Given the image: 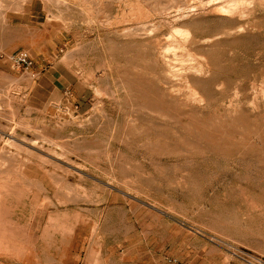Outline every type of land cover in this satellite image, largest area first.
Returning <instances> with one entry per match:
<instances>
[{"label": "rangeland", "instance_id": "obj_1", "mask_svg": "<svg viewBox=\"0 0 264 264\" xmlns=\"http://www.w3.org/2000/svg\"><path fill=\"white\" fill-rule=\"evenodd\" d=\"M122 1L0 0V263L264 264V0Z\"/></svg>", "mask_w": 264, "mask_h": 264}, {"label": "bare ground", "instance_id": "obj_2", "mask_svg": "<svg viewBox=\"0 0 264 264\" xmlns=\"http://www.w3.org/2000/svg\"><path fill=\"white\" fill-rule=\"evenodd\" d=\"M84 1H85V0H84ZM95 1H96V0H95ZM120 1H121V0H120ZM123 1H124V0H123ZM123 1H122V2H123ZM147 1H149V0H147ZM154 1H155V0H153V3H154ZM168 1H169V0H168ZM172 1L176 3V0H175V1L172 0ZM180 1H181V0H180ZM180 1L177 0V2H180ZM184 1H185V0H184ZM184 1H181V2H180V5H181V3H183ZM199 1H200V4L203 5V3L201 2V0H199ZM216 1H217V0H216ZM219 1H220V0H219ZM240 1H241V0H240ZM242 1H245V0H242ZM255 1L258 2L257 0H255ZM122 2H121V3H122ZM136 2H137V0H136ZM139 2H140V1H139ZM141 2H142V1H141ZM149 2H150V1H149ZM157 2H158V1H157ZM164 2H167V1H163V2H162L163 4L160 3V1H159L158 3H160V4L162 5V8L165 9L166 7H164V6H167L168 4L165 5ZM169 2H170V1H169ZM185 2H186V1H185ZM203 2H204V1H203ZM206 2H207V1H206ZM210 2H211V1H210ZM214 2H215V1H214ZM252 2L254 3V1H252ZM262 2H263V1H262ZM100 3H101V2H100ZM100 3H98V4H100ZM123 3H124V2H123ZM126 3H127V2H126V0H125L124 5H125ZM132 3H133V2H132ZM137 3H138V2H137ZM144 3H145V2H144ZM146 3H147V2H146ZM150 3H151V2H150ZM153 3H152V5H153ZM170 3H171V2H170ZM204 3H205V2H204ZM237 3H238V0H224V1L220 2V3H216V2L213 3V6H214V5H217V4H220V6H218V7H219L218 10H223V11H224V10H229V11H232V10H234V7L237 8V6H239ZM243 3H244V2H243ZM246 3H247V2H246ZM246 3H245V4H246ZM248 3H250V2H248ZM260 3H261V2H260ZM65 4H66V3H65ZM133 4H134V3H133ZM133 4H131V5H133ZM154 4H155V3H154ZM160 4H159V5H160ZM177 4H178V3H177ZM185 4H186V3H184L183 6H184ZM207 4H208V3H207ZM236 4H237V5H236ZM239 4H240V3H239ZM251 4H252V3H251ZM88 5H90V4H88ZM127 5H128V3H127ZM131 5L129 4V7H130ZM138 5L140 6V4H138ZM150 5H151V4H150ZM163 5H164V6H163ZM171 5H172V4H170L169 7H171ZM175 5H176V4H175ZM175 5H174V6H175ZM252 5H253V4H252ZM261 5H262V4H261ZM120 6H121V5H120ZM136 6H137V5H136ZM136 6H135V7H136ZM139 6H137V7H139ZM141 6H142V5H141ZM141 6H140V7H141ZM144 6H146V5H144ZM155 6H156V5H154V10H155V8H157V7H155ZM157 6H158V4H157ZM183 6H182V7H183ZM213 6H212V7H213ZM241 6H243V5L241 4ZM250 6H251V5H250ZM253 6H254V5H253ZM131 7H132V6H131ZM167 7H168V6H167ZM169 7H168L167 9H169ZM175 7H176V6H175ZM185 7H186V6H185ZM198 7H199V6H198ZM203 7H204V6H203ZM239 7H240V6H239ZM247 7H249V6H247ZM262 7H263V6H262ZM126 8H128V6H127ZM145 8H147V7H145ZM171 8H172V7H171ZM176 8H177V7H176ZM199 8H200V7H199ZM213 8H214V7H213ZM216 8H217V7H216ZM216 8H214V9H216ZM120 9H121V7H120ZM122 9H123V8H122ZM128 9H130V8H128ZM148 9H149V8H148ZM160 9H161V8H160ZM172 9H173V8H172ZM178 9L183 10V9L180 8V7H179ZM189 9H192V8L189 7ZM202 9H203V8H202ZM204 9H205V8H204ZM240 9H241V8H240ZM248 9H249V8H248ZM248 9L246 8V11H247ZM92 10H93V8H92ZM130 10H131V9H130ZM135 10H136V9H135ZM141 10L143 11L144 9H143V8L140 9L138 15H136V16H140L141 18H142V17H144V18L148 17V15H146L147 12L144 13L146 9L143 11V13L140 12ZM161 10H163V9H161ZM169 10H170V9H169ZM176 10H177V9H176ZM181 10H179V11H181ZM186 10L188 11V9H186ZM198 10H199V9H198ZM237 10H238V8H237ZM252 10H253V9H252ZM137 11H138V8H137ZM137 11H136V12H137ZM158 11H159V10H158ZM165 11H166V9H165ZM165 11L163 10V14H164ZM174 11H175V10H174ZM183 11H185V10H183ZM183 11H182V13H183ZM189 11H190V10H189ZM196 11H197V10H196ZM199 11H200V10H199ZM238 11H239V10H238ZM241 11H244V12H245V8H244V10L241 9ZM133 12H134V11H133ZM133 12H128V14H129V15H130L131 13L133 14ZM136 12H135V13H136ZM177 12H178V11H177ZM192 12H193V10H192ZM226 12H227V11H226ZM226 12H225V13H226ZM232 12H233V11H232ZM236 12H237V11H235V13H236ZM253 12H254V11H253ZM121 13H122V12H121ZM125 13H126V12H123V16H126V15H124ZM149 13H150V12H149ZM157 13H158V12H157ZM165 13H166V12H165ZM175 13H176V12H175ZM190 13H191V12H190ZM216 13H219V14H220L219 11H217ZM222 13H223V12H222ZM227 13H228V12H227ZM227 13H226V14H227ZM238 13H239V12H238ZM250 13H251V12H250ZM152 14H153V13H152ZM154 14H156V13L154 12ZM160 14H161V13H160ZM179 14H181V13H179ZM186 14H187V13H186ZM228 14H229V13H228ZM231 14H233V13H230L229 15H231ZM236 14H237V13H236ZM241 14H242V13H241ZM246 14L248 15V13L245 12V13H244V17H246V16H245ZM121 15H122V14H121ZM158 15H159V14H158ZM229 15H228V16H229ZM233 15H234V14H233ZM239 15H240V14H239ZM91 16H92V15H91ZM131 16H132V15H131ZM133 16H134V15H133ZM153 16H154V15H153ZM164 16H165V15H164ZM183 16H184V15H183ZM241 16H242V15H241ZM248 16H249V15H248ZM92 17H93V16H92ZM134 17H135V16H134ZM149 17H150V16H149ZM160 17H162V16H160ZM237 17H238V15H237ZM242 17H243V16H242ZM242 17H241V18H242ZM109 18H110V17H109ZM135 18H136V17H135ZM144 18H142V19H144ZM151 18H152V17H151ZM151 18H150V19H151ZM153 18H154V17H153ZM184 18H186V16H185ZM106 19H108V18H106ZM110 19H111V18H110ZM116 19H118V18L116 17ZM116 19L114 18V19H111V20H116ZM121 19H122V18H121ZM132 19H133V18H132ZM132 19H131V20H132ZM137 19H138V18H137ZM154 19H155V18H154ZM182 19H183L182 16H176V17H174V20L172 19V20H173L172 23H177L178 21H181ZM102 20H103V19H102ZM111 20H110V22L114 23V22L111 21ZM119 20H120V19H119ZM126 20H127V22H128L127 17H126ZM129 20H130V19H129ZM139 20H140V19H139ZM147 20H148L147 18L144 20V21L146 22V24H144L142 27L139 26V25H137V26L135 25L134 27H129V28L124 29V32H123V33H124V36H122L123 39L131 40V41H132V40H135L138 36H140V33L138 32L139 29H148V28H150V27H149V24H150L151 22H149V23L147 24ZM158 20H161V19H158ZM232 20H233V19H232ZM248 20H249V19H247V21H248ZM250 20H251V19H250ZM104 21H105V20H104ZM133 21H135V20H133ZM136 21H137V20H136ZM140 21H141V20H140ZM155 21H156V20H155ZM162 21H163V20H162ZM243 21H244V20H243ZM110 22H109V24H110ZM102 23H103V22H102ZM106 23H107V22H106ZM140 23H142V22H140ZM161 23H162V22H161ZM170 23H171V22H170ZM225 23H226V22H225ZM225 23H224V25H225ZM228 23H229V22H228ZM233 23H234V22H233ZM99 24H100V23H99ZM104 24H105V23H104ZM104 24H103V25H104ZM114 24H116V23H114ZM123 24H124V23H123ZM136 24H137V23H136ZM151 24L153 25L154 22H152ZM163 24H166V23L164 22ZM168 24H169V23H168ZM168 24H166V28L169 27V26L167 27ZM229 24H230V23H229ZM245 24H246V23H245ZM105 25H106V24H105ZM107 25H108V24H107ZM116 25H117V24H116ZM141 25H142V24H141ZM158 25H159V23L157 24V26H158ZM171 25H172V24H171ZM173 25H174V24H173ZM226 25H227V23H226ZM226 25H225V26H226ZM150 26H151V25H150ZM160 26H161V25H160ZM234 26H235V25H234ZM253 26H254V25H253ZM152 27H153V26H152ZM171 27H172V26H171ZM171 27H170V28H171ZM178 27H179V26H177V28H178ZM239 27H240V26H239ZM107 28H108V27H107ZM153 28H154V27H153ZM164 28H165V27H164ZM173 28H174V27H173ZM173 28H172V29H173ZM230 28H231V27H230ZM150 29H151V28H150ZM155 29H157V27H156ZM172 29H170V31H171ZM175 29H176V28H175ZM175 29H174V30H175ZM179 29H180V27H179ZM182 29H183V28H182ZM182 29H181V30H182ZM186 29H187V28H186ZM186 29H185V31H186V33H187V30H188V29H187V30H186ZM224 29H225V28H224ZM236 29H237V28H236ZM153 30H154V29H153ZM229 30H230V29H229ZM229 30H228V31H229ZM240 30H241V29H240ZM242 30H243V29H242ZM113 31L115 32V30H113ZM168 31H169V30H168ZM225 31H226V30H225ZM237 31H238V30H237ZM140 32H141V31H140ZM164 32H165V31H164ZM188 32H190V34H191V31H188ZM170 33H171V32H170ZM172 33H173V30H172ZM172 33H171L170 35H172ZM229 33H230V32H229ZM113 34H114V36H116L115 33H113ZM143 34H145L144 36H149V35L151 34V30H149L147 33L145 32V33H143ZM173 34H174V33H173ZM175 34H176V33H175ZM180 34H181V33H180ZM188 34H189V33H187V35H188ZM235 34H236V33H235ZM110 35H111V34H110ZM117 35H118V34H117ZM168 35H169V32H168ZM192 35H193V34H192ZM194 35H195V34H194ZM216 35H217V34H216ZM218 35H219V34H218ZM166 36H167V35H166ZM174 36H175V35H173V37H174ZM177 36H178V35H177ZM188 36H189V35H188ZM98 37H99V36H98ZM105 37H107V36H105ZM112 37H113V36H112ZM151 37H152V36H151ZM161 37H162V36H161ZM168 37H169V36H168ZM170 37H171V36H170ZM170 37H169V38H170ZM173 37H172V38H173ZM189 37H190V36H189ZM216 37H217V36H216ZM116 38H117V37H116ZM153 38H154V39H153ZM162 38H163V37H162ZM164 38H167V37H164ZM178 38H179V37H178ZM181 38H182V37H181ZM181 38H179V39H181ZM186 38H187V37H186ZM197 38H198V37H197ZM152 39L155 41L156 38H155V37H152ZM173 39H174L175 41L177 40V38H176V39L173 38ZM206 39H207V37H206ZM206 39H205V40H206ZM148 40H149V39H148ZM148 40H146L145 42H148ZM162 40H163V39H162ZM174 40H173V42H174ZM183 40H184V39H183ZM183 40H182V42H183ZM187 40H188V38H187ZM189 40H190V39H189ZM203 40H204V39H203ZM149 41H151V39H150ZM158 41H159V40H158ZM163 41H164V40H163ZM163 41H162V43H163ZM168 41H170V40L168 39ZM171 41H172V40H171ZM184 41H185V40H184ZM195 41H196V40H195ZM222 41H223V40H222ZM166 42H167V41H166ZM179 42H180V41H179ZM186 42H188V41H186ZM210 42H211V41H210ZM153 43H155V42H153ZM160 43H161V42H160ZM170 43H171V42H170ZM174 43H175V42H174ZM177 43H178V42H177ZM166 44H167V43H166ZM166 44H165V45H166ZM183 44H184V43H181V44H180V45H181V48L183 47ZM169 45H170V44H169ZM172 45H173V44H172ZM174 45H176V44H174ZM184 45H185V44H184ZM157 46H158V45H157ZM177 46H178V45H177ZM177 46H176V47H177ZM109 47H110V44H109ZM170 47H171V46H170ZM178 47H179V46H178ZM185 47H186V45H185ZM187 47H188V46H187ZM189 47H190V46H189ZM164 48H165V46H164ZM164 48L162 47V50H164ZM172 48H173V47H172ZM172 48H171V50H172ZM152 49H153V48H152ZM154 49H156V48H154ZM165 49H167V48H165ZM173 49H174V48H173ZM179 49H180V47H179ZM179 49H177V50H179ZM160 50H161V49H160ZM162 50H161V51H162ZM175 50H176V49H175ZM181 50H182V49H181ZM191 50H192V49H191ZM191 50H190V53H188L190 56H191ZM151 51H152V50H151ZM164 51H165V50H164ZM167 51L170 52V51H169V48H168ZM167 51H166V53H167ZM172 51H173V50H172ZM185 51H186V50H185ZM187 51H188V50H187ZM158 52H159V51H158ZM162 52H163V51H162ZM162 52H161V54H163ZM179 52L181 53V51H179ZM125 53H126V52H125ZM164 53H165V52H164ZM176 53H178V52H176ZM182 54H184V53H182ZM185 54H186V52H185ZM192 54H193V53H192ZM152 55H153V54H152ZM171 55H172V54H171ZM177 55L179 56V54H177ZM193 55H194V54H193ZM153 56H154V55H153ZM167 56L169 57V55H167ZM167 56H166V58H168ZM182 56H183V55H182ZM182 56H181V57H182ZM184 56H185V55H184ZM190 56H189V58H190ZM197 56H198V55H197ZM174 57H175V56H174ZM185 57H186V56H185ZM200 57H201V56H200ZM154 58H155V57H154ZM170 58H172V57H170ZM170 58H169V60H170ZM177 58H179V57L176 56V59H177ZM189 58H188V59H189ZM191 58H192V57H191ZM203 58H204V57H203ZM203 58H202V59H203ZM159 59H160V58H159ZM173 59H174V58H173ZM182 59H183V58H182ZM182 59H180L179 61H181ZM184 59H185V58H184ZM194 59H195V58H194ZM109 60H110V59H109ZM160 60H161V59H160ZM167 60H168V59H167ZM186 60H187V59H186ZM189 60H190V59H189ZM105 61H106V60H105ZM165 61H166V60H165ZM165 61H164V63H165ZM174 61H175V60H174ZM192 61H193V59H192ZM192 61H191V62H192ZM100 62H101V61H100ZM118 62H119V61H118ZM118 62H117V63H118ZM158 62H159V61H158ZM181 62H182V61H181ZM185 62L187 63V61H185ZM185 62H183V63H185ZM194 62H196V61H193V63H194ZM109 63H111V62H109ZM109 63H108V64H109ZM166 63H167V62H166ZM166 63H165V64H166ZM171 63H173V62H171ZM178 63H179V62H178ZM183 63H182V65H183ZM189 63H190V61H189ZM196 63H197V62H196ZM196 63H194V64H196ZM199 63H200V61H199ZM98 64H99V63H98ZM165 64H164V65H165ZM168 64H169V63H168ZM175 64H176V63H175ZM175 64H173V65H175ZM190 64H191V63H190ZM201 64H202V63H201ZM177 65H178V64H177ZM180 65H181V64H180ZM199 65H200V64H199ZM202 65H203V64H202ZM107 66H108V65H107ZM165 66L167 67V65H165ZM170 66H172V65H170ZM188 66H189V64L187 65V67H188ZM191 66H192V64H191ZM194 66H197V64L194 65ZM200 66H201V65H200ZM203 66H204V65H203ZM132 67H133V66H132ZM135 67H136V66H135ZM135 67H133V69H136ZM172 67H173V66H172ZM208 67H209V66H208ZM208 67H207V68H208ZM100 68H102V67L100 66ZM117 68H118V67H117ZM168 68H169V67H168ZM182 68H184V67H182ZM182 68H181V69H182ZM109 69H110V68H109ZM171 69H172V68H171ZM178 69H179V68H178ZM184 69H185V68H184ZM188 69H189V67H188ZM188 69H186L185 72L188 73ZM198 69H199V67L197 68V70H198ZM201 69H202V67H201ZM201 69H200V71H201ZM119 70L121 71V68H119ZM124 70H125V69H124ZM166 70H167V69H166ZM169 70H170V68H169ZM191 70H192V69H191ZM191 70H189L191 73H193V72L196 73L195 71H193L194 68H193V70H192L193 72H192ZM91 71H92V69H91ZM115 71H117V70H115ZM139 71H140V70H139ZM144 71H145V70H144ZM179 71H181V73H182V70H179ZM179 71H178V74H179ZM200 71H199V72H200ZM101 72H103V71H100V73H101ZM134 72H135V71H134ZM149 72H150V71H149ZM165 72H166V71H165ZM176 72H177V71H176ZM90 73H91V72H90ZM93 73H94V72H93ZM103 73H104V72H103ZM103 73H102V74H103ZM109 73H110V72H109ZM115 73H116V72H115ZM117 73H118V72H117ZM117 73H116V74H117ZM136 73H137V72H136ZM181 73H180V74H181ZM194 73H193V74H194ZM105 74H106V73H105ZM172 74H173V73H172ZM183 74H184V73H183ZM183 74H181V76H182ZM92 75H93V74H92ZM119 75H120V74H119ZM137 75H138V74H137ZM148 75H149V73H148ZM166 75H167V74H166ZM174 76H175V74H174ZM185 76H186V74H185ZM141 77H142V76H141ZM167 77H168V76H167ZM152 78H153V76H152ZM115 79H116V78H114V80H115ZM120 79H121V78H120ZM139 79L141 80L140 77H139ZM97 80H98V79H97ZM117 80H118V79H117ZM143 80H144V79H143ZM145 80H147L148 82L150 81V80H148V79H145ZM186 80H187V79H186ZM181 81H182V80H181ZM116 82H117V81H116ZM150 82H151V81H150ZM182 82H183V81H182ZM182 82H180V83H182ZM184 82H185V81H184ZM187 82H189V81L187 80ZM187 82H186V84H187ZM120 83H122V82H120ZM151 83H152V82H151ZM179 85H180V84H179ZM119 86H120V85H119ZM121 86H122V85H121ZM123 87H124V86H123ZM123 87H121V90H122ZM131 88H132V87H131ZM115 89H116V88H115ZM128 90H129V89H128ZM113 91H114V90H113ZM113 91H112V92H113ZM116 91H117V90H116ZM131 91H133V90H131ZM119 92H120V91H119ZM129 92H130V91H128V93H129ZM190 92H191V91H190ZM194 92H195V91H194ZM125 93H126V92H125ZM130 93H131V92H130ZM192 93H193V92H192ZM108 94H109V93H108ZM119 95H120V94H119ZM192 95H193V94H192ZM197 95H198V94H197ZM109 96H110V95H109ZM118 97H119V96H118ZM161 97H162V95H161ZM162 98H163V97H162ZM196 98H197V97H196ZM114 100H115V98H114ZM180 101H181V100H180ZM147 105H148V104H147ZM147 110H148V109H147ZM155 111H156V110H155ZM37 128H38V127H37ZM39 131H40V130H39ZM30 141H31V140H30ZM52 141H53V140H52ZM48 142H49V144H50V140H49ZM31 143L33 144V142H31ZM34 143H35V142H34ZM53 143H54V142H53ZM37 144H38V143H37ZM59 144H60V143H59ZM39 145H40V144H39ZM39 145H38V146H39ZM42 145H43V144H41L40 146H42ZM51 145H52V144H51ZM61 145H62V143H61ZM54 146H55V145H54ZM59 146H60V145H59ZM63 146H64V145H63ZM65 147H66V145H65ZM67 147H68V146H67ZM70 147H71V146H70ZM40 148L42 149V147H40ZM43 149H44V147H43ZM49 149H50V147H49ZM53 149H54V148H53ZM46 150H47V149H46ZM67 150H68V149H67ZM89 150H90V149H89ZM47 151H48V150H47ZM51 151H53V150H50V153H51ZM71 151H73V150H71ZM39 152H40V150H39ZM54 152H55V151H54ZM62 152H63V151H62ZM42 153H43V152H42ZM55 153H56V152H55ZM30 154H31V153H30ZM43 154H44V153H43ZM59 154H60V153H59ZM31 155H32V154H31ZM38 155H39V154H38ZM46 155H47V154H46ZM62 155H63V153H62ZM62 155H61V157H62ZM64 155H65V154H64ZM56 156H58V155H56ZM34 157H35V156H34ZM38 157H39V156H38ZM38 157H37V158H38ZM59 157H60V155H59ZM30 158H32V157H30ZM30 158H29V161H30ZM41 158L43 159V158H45V157H41ZM23 159H24V158H23ZM68 159H69V158H68ZM47 161H48V159H47ZM33 162H34V158H33ZM48 163H50V162H48ZM68 167H69V166H68ZM36 168H37V167H36ZM45 168H46V167H45ZM80 172H81V170H80ZM48 173H49V172H48ZM66 180H67V179H66ZM2 181H3V180H2ZM42 182H44V181H42ZM43 185H44V184H43ZM1 186H2V185H0V188H1ZM25 187H26V186H25ZM25 189H26V188H25ZM25 189H24V190H25ZM45 190H46V189H45ZM46 191H47V190H46ZM42 195H43V194H42ZM47 197H48V196H47ZM45 199H46V197H45ZM42 200H43V198H42ZM50 201H51V200H50ZM61 201H62V200H61ZM59 202H60V201H59ZM64 202H65V201H64ZM56 203H57V202H56ZM63 204H64V203H63ZM65 209H66V208H65ZM61 210H62V209H61ZM48 211H49V210H48ZM12 225H13V224H12ZM20 228H21V226H20ZM74 228H75V227H74ZM20 230H21V229H20ZM76 230H77V229H76ZM76 230H75V231H76ZM9 231H10V230H9ZM73 232H74V231H73ZM11 233H12V231H11ZM23 233H24V232H23ZM22 235H23V234H22ZM46 258H48V257H46Z\"/></svg>", "mask_w": 264, "mask_h": 264}, {"label": "crops", "instance_id": "obj_3", "mask_svg": "<svg viewBox=\"0 0 264 264\" xmlns=\"http://www.w3.org/2000/svg\"><path fill=\"white\" fill-rule=\"evenodd\" d=\"M30 214L29 219L32 221L34 219V215L38 212V207H32L30 208ZM26 213V209L23 208V215ZM24 218H26L27 222V215H24ZM11 221L12 219H8V216L4 213H0V254H4L3 256L6 257V254L8 255L12 251V233H11ZM72 225L69 227V230L71 233V238L69 241V249L67 251L66 256H64L61 259V264H72L76 260V250L73 248L76 241H83L84 237L81 233H79L77 229V225L71 223ZM32 226V225H31ZM27 227V231L30 229V227ZM75 227V228H74ZM10 230V231H9ZM76 230V231H75ZM74 231V232H73ZM102 245V243H101ZM105 245V242L103 243ZM92 246V245H91ZM66 261V262H65ZM2 264V263H0Z\"/></svg>", "mask_w": 264, "mask_h": 264}, {"label": "built area", "instance_id": "obj_4", "mask_svg": "<svg viewBox=\"0 0 264 264\" xmlns=\"http://www.w3.org/2000/svg\"><path fill=\"white\" fill-rule=\"evenodd\" d=\"M10 58L18 65L28 68L31 64L30 56L25 51H19L10 55Z\"/></svg>", "mask_w": 264, "mask_h": 264}]
</instances>
